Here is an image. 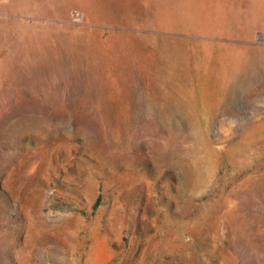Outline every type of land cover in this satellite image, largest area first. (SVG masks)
Wrapping results in <instances>:
<instances>
[{"label":"rangeland","instance_id":"rangeland-1","mask_svg":"<svg viewBox=\"0 0 264 264\" xmlns=\"http://www.w3.org/2000/svg\"><path fill=\"white\" fill-rule=\"evenodd\" d=\"M0 264H264V0H0Z\"/></svg>","mask_w":264,"mask_h":264}]
</instances>
